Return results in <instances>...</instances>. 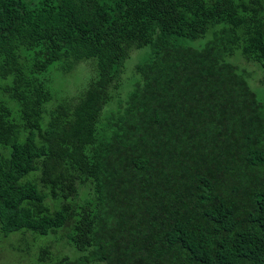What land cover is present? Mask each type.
Instances as JSON below:
<instances>
[{"label":"trees","instance_id":"16d2710c","mask_svg":"<svg viewBox=\"0 0 264 264\" xmlns=\"http://www.w3.org/2000/svg\"><path fill=\"white\" fill-rule=\"evenodd\" d=\"M227 57L264 85V0H0L8 248L25 264H264V104ZM84 59L82 88L57 91L54 70Z\"/></svg>","mask_w":264,"mask_h":264},{"label":"rangeland","instance_id":"374dc122","mask_svg":"<svg viewBox=\"0 0 264 264\" xmlns=\"http://www.w3.org/2000/svg\"><path fill=\"white\" fill-rule=\"evenodd\" d=\"M208 36V32H206L202 37L197 38L195 40H190L187 41V43L189 45H198L201 44L204 39ZM147 48L146 47H142V49H140V52H144ZM139 53V50H138ZM135 59V52L132 51L130 53V58H129V62L126 63V67L123 68V74L127 73V69L130 68V66L133 64ZM225 60L227 61H231V60H241V59H228L225 58ZM87 62L89 63V66L92 69V72L94 70V61L93 59H84L80 61V64H78L74 67H71L69 70H66L65 72H63L61 69H55L51 78L54 82V87L57 91L61 92V93H65V94H72L78 91L79 88H82V86L85 84L86 80L89 78L90 74H89V68L88 71L86 72H82L84 70L79 69V66L81 65H85V67L87 66V64H81V62ZM244 64H241V67L245 69V71H243V75L245 76L247 83L249 85V87L252 89V91L255 93L256 98L261 101L264 104V85L260 83L259 81V77H260V69L259 66L256 64H253L254 67L256 69H253L252 72H247L248 67H250V65L246 64L245 61L241 60ZM86 70V68H84ZM8 82V78H1L0 77V84H4ZM2 236L0 235V264H25L27 263V254L23 255L21 257V259L19 258V256H17L18 252L17 250L11 251L8 247V240L6 241L4 238H1ZM75 251V250H74ZM75 254H77V252L75 251ZM18 260V261H17Z\"/></svg>","mask_w":264,"mask_h":264}]
</instances>
